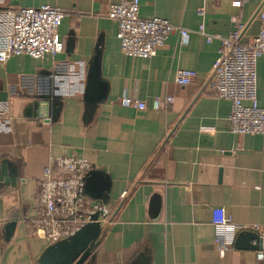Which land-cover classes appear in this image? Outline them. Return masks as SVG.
I'll list each match as a JSON object with an SVG mask.
<instances>
[{
    "label": "crops",
    "instance_id": "0c3cea01",
    "mask_svg": "<svg viewBox=\"0 0 264 264\" xmlns=\"http://www.w3.org/2000/svg\"><path fill=\"white\" fill-rule=\"evenodd\" d=\"M120 1L0 0V37L10 30L8 12L44 5L66 12L57 30L61 53L0 64V160L20 172L17 186L0 192V217L22 216L11 242L0 246V264H34L46 247L31 225L38 178L51 157L73 154L93 166L87 198L113 211L84 263L264 264L256 259L264 249V133L233 134L231 102L207 83L221 48L208 36L227 38L239 16L242 42H250L264 0H248L240 10L232 0H139L140 19H164L189 32L183 43L170 35L149 59L122 54L108 18ZM178 70L194 71V83L178 86ZM255 70L256 101L264 108V56ZM93 78L100 95L91 99ZM167 96L170 108L154 111L153 100ZM123 97L147 108H124ZM215 208L256 233L259 248L221 257L210 223Z\"/></svg>",
    "mask_w": 264,
    "mask_h": 264
},
{
    "label": "built area",
    "instance_id": "2783aa9c",
    "mask_svg": "<svg viewBox=\"0 0 264 264\" xmlns=\"http://www.w3.org/2000/svg\"><path fill=\"white\" fill-rule=\"evenodd\" d=\"M248 0H232L231 5L240 10ZM200 11V10H199ZM201 12V11H200ZM10 30L0 37V64L14 56L27 55L41 60L46 56L59 54L64 46L58 40L57 30L66 12L59 7L44 5L40 8H21L7 13ZM108 18L118 27L120 50L123 55L149 59L172 34L179 35L180 42L188 39V30L175 26L160 18L143 20L139 18V0H121L109 6ZM260 28L248 43L242 42L246 24L239 16L232 19L233 29L227 38L208 36L221 41L220 54L208 76V88L219 98L231 102L229 122L231 132L237 135L264 133V108L256 101V61L264 56V14H258ZM201 33L203 30L201 28ZM196 73L192 70H178L175 81L186 87L194 83ZM173 98H155L154 111H167ZM124 108L144 110L147 105L138 100L123 97ZM93 166L78 155L51 157L38 178L36 209L32 220L33 235L46 246L63 240L90 221L95 213H101L98 221L112 224L113 211L90 201L86 196L87 176ZM127 193L122 194L121 202ZM214 229L216 250L222 257L234 250L237 234L246 228L236 226L224 208L212 210L210 220ZM258 261L264 260V249L256 253Z\"/></svg>",
    "mask_w": 264,
    "mask_h": 264
},
{
    "label": "water",
    "instance_id": "95a60500",
    "mask_svg": "<svg viewBox=\"0 0 264 264\" xmlns=\"http://www.w3.org/2000/svg\"><path fill=\"white\" fill-rule=\"evenodd\" d=\"M99 95L100 86L96 78H93L89 97L94 99ZM91 173L87 176V180ZM19 177L20 172L16 164L7 159L0 160V192L4 189H14ZM100 215V212L93 214L90 221L73 235L47 245L34 264H86L84 262L91 256L103 235V226L98 221ZM21 219L20 211L11 212L4 220L0 217V246L11 242ZM259 244V236L245 230L237 234L234 248L239 251H255L259 248Z\"/></svg>",
    "mask_w": 264,
    "mask_h": 264
},
{
    "label": "trees",
    "instance_id": "16d2710c",
    "mask_svg": "<svg viewBox=\"0 0 264 264\" xmlns=\"http://www.w3.org/2000/svg\"><path fill=\"white\" fill-rule=\"evenodd\" d=\"M32 225V224H31ZM32 229H33V225H32Z\"/></svg>",
    "mask_w": 264,
    "mask_h": 264
}]
</instances>
